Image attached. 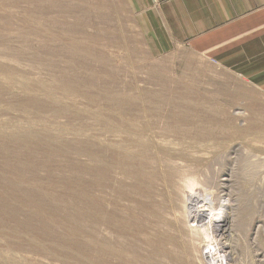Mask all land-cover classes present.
Masks as SVG:
<instances>
[{
  "label": "rangeland",
  "instance_id": "1",
  "mask_svg": "<svg viewBox=\"0 0 264 264\" xmlns=\"http://www.w3.org/2000/svg\"><path fill=\"white\" fill-rule=\"evenodd\" d=\"M0 264H264V91L128 0H0Z\"/></svg>",
  "mask_w": 264,
  "mask_h": 264
},
{
  "label": "crops",
  "instance_id": "2",
  "mask_svg": "<svg viewBox=\"0 0 264 264\" xmlns=\"http://www.w3.org/2000/svg\"><path fill=\"white\" fill-rule=\"evenodd\" d=\"M159 54L177 45L264 91V0H128Z\"/></svg>",
  "mask_w": 264,
  "mask_h": 264
},
{
  "label": "bare ground",
  "instance_id": "3",
  "mask_svg": "<svg viewBox=\"0 0 264 264\" xmlns=\"http://www.w3.org/2000/svg\"><path fill=\"white\" fill-rule=\"evenodd\" d=\"M17 81V80H16ZM30 83V82H29ZM40 86V85H39ZM28 89V88H27ZM26 90V89H25ZM29 137V136H28ZM26 138V137H25ZM170 200V199H169ZM212 219L211 220H213V217H211ZM199 220V219H198ZM216 239V238H215ZM214 241V240H213Z\"/></svg>",
  "mask_w": 264,
  "mask_h": 264
}]
</instances>
